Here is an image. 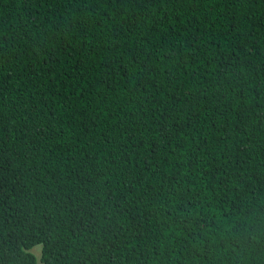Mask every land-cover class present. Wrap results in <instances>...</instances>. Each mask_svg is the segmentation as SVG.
<instances>
[{
    "label": "trees",
    "instance_id": "trees-1",
    "mask_svg": "<svg viewBox=\"0 0 264 264\" xmlns=\"http://www.w3.org/2000/svg\"><path fill=\"white\" fill-rule=\"evenodd\" d=\"M40 256L264 264V0H0V264Z\"/></svg>",
    "mask_w": 264,
    "mask_h": 264
},
{
    "label": "rangeland",
    "instance_id": "rangeland-1",
    "mask_svg": "<svg viewBox=\"0 0 264 264\" xmlns=\"http://www.w3.org/2000/svg\"><path fill=\"white\" fill-rule=\"evenodd\" d=\"M34 251H36L37 253L35 255H39L41 253V245H37V246H34L30 252L31 253H34ZM36 258V264H42L41 263V256L40 257H35Z\"/></svg>",
    "mask_w": 264,
    "mask_h": 264
}]
</instances>
